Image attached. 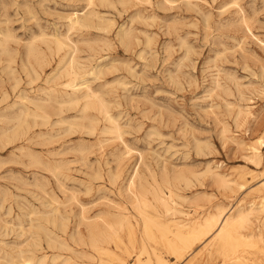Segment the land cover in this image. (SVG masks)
I'll use <instances>...</instances> for the list:
<instances>
[{
    "label": "rangeland",
    "instance_id": "rangeland-1",
    "mask_svg": "<svg viewBox=\"0 0 264 264\" xmlns=\"http://www.w3.org/2000/svg\"><path fill=\"white\" fill-rule=\"evenodd\" d=\"M68 16L85 23L70 27ZM72 61L87 72L75 82L89 85L88 101H70L63 86ZM0 88V264L44 255L91 264L93 251L69 235L98 216L129 211L139 233L126 190L135 173L171 188L191 215L258 201L248 191L264 180V147L258 165L246 143L264 135V0H0ZM249 171L263 173L251 180ZM240 174L250 180L243 188ZM202 245L175 264H205Z\"/></svg>",
    "mask_w": 264,
    "mask_h": 264
},
{
    "label": "bare ground",
    "instance_id": "bare-ground-1",
    "mask_svg": "<svg viewBox=\"0 0 264 264\" xmlns=\"http://www.w3.org/2000/svg\"><path fill=\"white\" fill-rule=\"evenodd\" d=\"M161 1V0H160ZM177 1V0H176ZM110 2V1H109ZM136 2V1H134ZM158 2V1H157ZM172 2V1H171ZM175 2V1H174ZM169 3V1H168ZM207 3V2H206ZM157 4V3H156ZM180 4V3H179ZM237 4V3H236ZM108 5V4H107ZM137 5V4H136ZM205 5V4H204ZM86 7H88L86 5ZM109 7H112L109 5ZM128 7V6H127ZM241 7V6H240ZM146 8V7H145ZM144 8V9H145ZM243 8V7H242ZM243 10V9H242ZM93 11V10H92ZM235 11V10H234ZM91 12V11H90ZM76 13V12H74ZM95 13V12H94ZM101 13V12H100ZM104 13V12H103ZM82 14V13H81ZM92 14V13H91ZM72 15V14H71ZM94 15V14H93ZM88 16V15H87ZM135 16V15H134ZM141 16V15H139ZM205 16V15H204ZM69 17V16H68ZM67 17V18H68ZM82 17V16H81ZM134 18V17H133ZM140 18V17H139ZM147 18V17H146ZM149 18V17H148ZM135 19V18H134ZM204 19H206L204 17ZM176 20V19H175ZM210 20V19H209ZM235 21V20H234ZM85 23L84 19L79 16L69 17V26L75 27ZM96 25V24H95ZM101 25V24H100ZM99 25V26H100ZM92 26V25H90ZM106 26V25H105ZM93 27V26H92ZM98 27V26H97ZM103 27V26H102ZM108 27V26H107ZM96 28V27H95ZM99 28V27H98ZM128 28V27H127ZM130 28V27H129ZM104 30V28H103ZM106 30V29H105ZM120 33V32H119ZM43 34V33H41ZM126 34V33H125ZM39 35V34H38ZM46 35V34H45ZM48 35V34H47ZM50 35V34H49ZM55 35V34H54ZM66 35V34H65ZM121 35V34H120ZM6 36V35H5ZM42 36V35H41ZM53 36V35H51ZM60 36V35H59ZM34 37V36H33ZM16 38V37H15ZM39 38V36H38ZM135 38V37H134ZM35 40V39H34ZM91 40V39H89ZM97 40V39H96ZM95 40V41H96ZM100 41V39H98ZM7 41V40H6ZM70 41V40H69ZM78 40L77 42H79ZM83 41V40H82ZM85 41V40H84ZM87 41V40H86ZM85 41V42H86ZM104 41V40H103ZM147 41V40H146ZM20 42V41H19ZM31 41H29L30 43ZM92 42V41H91ZM262 42V41H261ZM28 43V44H29ZM88 43V42H86ZM95 43V42H94ZM146 43V42H145ZM85 44V43H84ZM106 44V43H105ZM66 45L65 41L57 40V47L61 49ZM76 46V44H74ZM88 45V44H87ZM92 45V44H91ZM89 46V45H88ZM70 47V46H69ZM5 48V47H4ZM48 48V47H47ZM94 48V47H91ZM261 48V47H260ZM3 49V48H2ZM32 49V47H31ZM95 49V48H94ZM101 49V47H100ZM12 50V49H11ZM93 50V49H92ZM5 51V50H4ZM9 51V50H8ZM74 51V50H73ZM77 51V50H76ZM74 51V52H76ZM94 51V50H93ZM56 53V51H55ZM187 53V52H185ZM7 54V53H6ZM9 55V54H8ZM56 55V54H55ZM70 55V54H69ZM91 55V54H90ZM3 56V55H2ZM7 56V55H6ZM42 56V55H41ZM39 57V56H38ZM45 57V56H44ZM71 57V55H70ZM69 57V58H70ZM183 57V56H182ZM75 59V57H74ZM73 59V60H74ZM72 60V59H70ZM46 63V60H44ZM49 61V60H48ZM68 61V60H67ZM76 61V59H75ZM49 63V62H48ZM67 63V62H65ZM64 63V64H65ZM71 63V62H70ZM64 64L61 67H64ZM76 64V63H75ZM38 65V63H37ZM72 76L70 81L63 86L69 89V100H75L79 97L85 98L87 101L92 98L93 91L85 81L75 82L80 78L85 70L79 66H74L73 61L70 65ZM3 70V69H1ZM32 70V69H31ZM59 70V68H58ZM64 70V69H63ZM67 70V69H66ZM90 70V68H89ZM132 70V69H131ZM67 72V71H66ZM65 72V73H66ZM31 73V72H30ZM29 73V74H30ZM60 73V72H59ZM87 73V72H86ZM90 73V71H89ZM27 75V72L25 73ZM67 74V73H66ZM56 75V74H55ZM89 75V74H88ZM31 76V75H30ZM33 76V75H32ZM54 76V75H53ZM86 76V75H85ZM44 77V75H43ZM65 77V76H64ZM54 77H52L53 79ZM62 78V77H61ZM69 78V77H68ZM89 78V77H88ZM42 79V78H41ZM40 79V80H41ZM82 80V79H81ZM84 80V79H83ZM31 81V79H30ZM29 81V83H30ZM116 81V80H115ZM118 81V80H117ZM116 81V82H117ZM121 80H119L120 82ZM48 82V81H47ZM113 82V81H112ZM16 83V82H15ZM32 83V82H31ZM60 83V82H59ZM64 83V82H63ZM105 83V80H104ZM7 84V83H6ZM107 84V83H106ZM17 85V83H16ZM124 85V84H123ZM262 85V84H261ZM98 88V87H97ZM1 89V88H0ZM14 90V89H13ZM98 90V89H97ZM257 91V90H256ZM96 92V91H95ZM98 92V91H97ZM96 92V93H97ZM26 93V92H25ZM65 93L67 94L66 90ZM259 93V92H258ZM9 95V94H8ZM6 96V95H5ZM34 96V95H33ZM48 96V95H47ZM98 97V96H97ZM3 98V97H2ZM9 98V97H8ZM23 98V97H22ZM24 99V98H23ZM32 99V98H30ZM3 100V99H2ZM68 100V99H67ZM66 100V101H67ZM9 101V100H8ZM7 101V102H8ZM65 101V102H66ZM77 101V100H76ZM92 101V100H91ZM103 101V99H102ZM102 101H99V107L105 120L109 123V127L113 131L118 132L119 125L115 118L104 107ZM10 102V101H9ZM64 102V101H63ZM79 102V99H78ZM93 102V101H92ZM96 103V101H94ZM107 102V101H105ZM29 103V102H28ZM71 103V102H70ZM26 104V103H25ZM32 104V102H31ZM66 104V103H65ZM64 104V105H65ZM73 104V103H72ZM71 104V105H72ZM10 105V103H9ZM16 105V104H15ZM33 105V104H32ZM77 105V104H76ZM84 105V102H83ZM90 105V102L85 104ZM246 105V104H245ZM4 106V105H3ZM60 106V105H59ZM34 107V106H33ZM243 107V106H242ZM4 108V107H3ZM61 108V107H60ZM67 108V107H66ZM70 108V107H68ZM67 108V109H68ZM85 108V107H84ZM2 109V108H1ZM40 109V108H39ZM59 109V108H58ZM245 109V108H244ZM61 110V109H60ZM66 110V109H65ZM1 111V110H0ZM23 111V110H22ZM44 111V110H43ZM46 111V110H45ZM44 111V112H45ZM53 111V108H52ZM55 111V110H54ZM78 111V110H77ZM51 112V110H50ZM62 111H60L61 113ZM64 112V111H63ZM62 112V113H63ZM243 112V111H242ZM247 112V111H246ZM4 113V112H3ZM24 113V112H23ZM80 114V113H79ZM259 114V113H258ZM25 115V113H24ZM55 116V114H53ZM243 115V113H242ZM10 116V115H9ZM58 116V115H57ZM1 117V116H0ZM37 117V116H36ZM50 117V116H49ZM233 117V116H232ZM62 118V117H61ZM71 117H69L70 119ZM103 118V117H102ZM42 119V118H41ZM60 119V118H59ZM64 119V118H62ZM68 119V120H69ZM15 120V119H14ZM52 120V119H51ZM61 120V119H60ZM23 121V120H22ZM53 122V121H52ZM70 122V120H69ZM9 123V122H8ZM15 123V122H13ZM12 123V125H13ZM60 123V122H59ZM235 123V122H234ZM7 126V123H4ZM44 125V124H43ZM52 125V124H51ZM71 125V123H70ZM235 125V124H234ZM50 126V125H49ZM48 126V127H49ZM1 127V126H0ZM9 127V126H8ZM15 127V126H14ZM46 127V126H45ZM106 128V127H105ZM15 129V128H14ZM17 129V127H16ZM19 129V128H18ZM221 129V127H220ZM12 130V129H11ZM54 130V129H52ZM10 131V130H9ZM104 131V130H103ZM154 131V130H153ZM263 132V130H261ZM16 133L17 130L15 131ZM22 132V131H21ZM116 132V133H117ZM155 132V131H154ZM12 133V132H11ZM63 133V132H62ZM156 133V132H155ZM161 133V132H160ZM9 134V133H8ZM15 134V133H14ZM47 134V133H46ZM57 135L59 133H56ZM153 134V133H152ZM157 134V133H156ZM155 134V135H156ZM1 135V134H0ZM10 135V134H9ZM13 135V133H12ZM20 135V133H19ZM52 135V134H51ZM118 135V134H117ZM160 135V134H159ZM7 136V135H6ZM49 136V135H48ZM35 137V136H34ZM151 137V136H150ZM19 138V136H18ZM47 138V137H46ZM45 138V139H46ZM10 139V138H9ZM7 138V140H9ZM223 139V138H222ZM13 140V139H12ZM25 140V139H24ZM35 140V139H34ZM3 141V139L1 140ZM6 142V140H5ZM46 141H44L45 143ZM50 142V141H49ZM43 143V142H42ZM43 143V144H44ZM51 143V142H50ZM49 143V144H50ZM63 143V142H62ZM102 143V142H101ZM42 144V145H43ZM64 144V143H63ZM110 144V143H109ZM203 144V143H202ZM247 144L246 149L250 153V158L259 165L262 158V148L264 147V135H259ZM59 145V144H58ZM125 145V144H124ZM209 145V144H208ZM67 146V145H66ZM202 146V145H201ZM205 146V145H204ZM60 147V146H59ZM72 148V147H70ZM75 148V147H74ZM102 148V147H101ZM195 148V147H194ZM202 148V147H201ZM76 149V148H75ZM134 149V148H133ZM203 149V148H202ZM53 150V149H52ZM56 150V148H55ZM71 150V149H70ZM50 151V150H49ZM78 151V150H76ZM122 151V150H119ZM118 151V152H119ZM134 151V150H133ZM153 152V151H152ZM200 152V151H199ZM53 153V151H52ZM82 153V152H81ZM93 153V152H92ZM123 153V152H122ZM127 153V152H126ZM143 153V152H142ZM203 153V151L201 152ZM205 153V152H204ZM50 154V152H49ZM54 154V153H53ZM61 154V153H60ZM120 154V152H119ZM124 154V153H123ZM122 154V155H123ZM128 154V153H127ZM148 154V153H147ZM87 155V154H86ZM239 155V154H238ZM28 156V155H27ZM243 156V155H242ZM247 156V155H246ZM31 157V156H28ZM129 157V156H128ZM140 157V156H139ZM70 158V157H69ZM130 158V157H129ZM52 159V158H51ZM62 159V158H61ZM66 159V158H65ZM98 159V157H97ZM121 159V157H120ZM160 159V158H159ZM53 160V159H52ZM155 160V159H154ZM83 161V160H82ZM158 161V160H157ZM29 162V161H28ZM141 162V161H140ZM156 162V161H155ZM166 162V161H165ZM52 163V162H51ZM115 163V162H114ZM137 164V163H136ZM156 164V163H155ZM120 165V164H119ZM154 165V164H153ZM207 165V164H206ZM255 165V164H254ZM82 166V165H81ZM123 166V165H122ZM243 166V165H242ZM157 167V166H156ZM161 167V166H160ZM65 168V166H64ZM86 168V167H85ZM134 168V167H133ZM241 168V167H240ZM245 168V167H243ZM56 168H54L55 170ZM115 169V168H114ZM120 169V168H119ZM65 170V169H64ZM165 170V169H164ZM264 170V169H263ZM90 171V170H89ZM97 171V170H96ZM109 171V170H108ZM112 171V170H111ZM134 171V170H133ZM162 171V170H160ZM254 171V170H253ZM110 172V171H109ZM114 172V171H113ZM132 172V171H131ZM137 172V171H136ZM250 172V171H249ZM51 173V172H50ZM143 173V172H142ZM163 173V172H162ZM166 173V172H165ZM164 173V174H165ZM263 172H250V179L253 180L260 176ZM52 174V173H51ZM59 174V173H58ZM57 174V175H58ZM140 174V173H139ZM138 174V175H139ZM247 174V173H246ZM106 175V174H105ZM213 181H217L220 185L231 187L234 183L232 179L226 178L218 172H211ZM64 176V175H63ZM110 176V175H109ZM129 176V175H128ZM152 176V175H151ZM194 176V175H193ZM54 177V176H53ZM57 177V176H56ZM130 177V176H129ZM128 177V178H129ZM124 178V177H123ZM127 178V179H128ZM138 178V177H137ZM153 178V177H152ZM150 178V179H152ZM187 181L185 176H181ZM211 178V180H212ZM66 179V178H65ZM78 179V178H77ZM109 179V178H108ZM130 179V178H129ZM128 179V180H129ZM140 179V178H139ZM146 179V178H145ZM144 179V180H145ZM71 180V179H70ZM113 180V179H112ZM122 180V179H121ZM147 180V179H146ZM87 181V180H86ZM156 180L154 179V182ZM167 181V180H166ZM212 181V182H213ZM248 180L244 174L238 176L237 184L240 188L246 186ZM113 182V181H112ZM111 182V183H112ZM128 182V181H127ZM146 182V181H145ZM157 182V181H156ZM210 182V181H209ZM208 182V183H209ZM213 182V183H215ZM260 182V181H258ZM257 182V183H258ZM193 183V181H192ZM81 184V183H80ZM172 184V183H171ZM216 184V183H215ZM173 185V184H172ZM180 185V184H179ZM190 185V184H189ZM36 186V185H35ZM38 186V185H37ZM75 186V185H74ZM181 186V185H180ZM218 186V185H217ZM62 187V186H61ZM104 187V186H103ZM124 187V186H123ZM165 187V186H164ZM251 187V186H250ZM38 188V187H37ZM105 188V187H104ZM158 183H144L136 179V173L132 176L127 185V193L132 207L138 215L135 219L140 221L141 229L139 233L135 231L134 223L131 220L132 214L127 211L122 214L104 217L98 216L97 220L86 223V232L83 234L77 231L76 234L69 235L72 241L77 237L82 240L93 251V261L91 264H132L127 259L134 257V264H175L181 261L185 256L195 251L200 244L205 250V264L216 257L220 258L219 264H264V180L259 184L251 187L249 194L256 193L257 200H253L249 205L242 202L232 205L228 209L216 205L213 210L205 213L193 214L176 207L174 205L173 195L175 194L171 188H167V192L163 191ZM166 188V187H165ZM109 189V188H108ZM89 190V189H88ZM177 190V189H176ZM178 191V190H177ZM240 193V192H239ZM38 194V193H37ZM195 195V194H194ZM198 196V195H197ZM238 196V195H237ZM104 197V196H103ZM108 197V196H107ZM180 197V196H179ZM51 198V197H50ZM190 198V197H189ZM188 198V199H189ZM97 198H95L96 200ZM47 200V199H46ZM107 200V199H106ZM111 201V199H109ZM44 201V200H43ZM55 201V200H54ZM105 201V200H104ZM109 201V202H110ZM116 201V200H115ZM119 202V201H118ZM47 203V202H46ZM64 203V202H63ZM98 203V202H97ZM65 204V203H64ZM104 204V203H103ZM47 205V204H46ZM108 205V204H107ZM116 205V204H115ZM130 205V206H131ZM45 206V205H44ZM227 206V205H226ZM197 207V206H196ZM200 207V206H199ZM45 208V207H44ZM197 209V208H196ZM38 210V209H37ZM40 210V209H39ZM56 210V209H55ZM58 211V208H57ZM108 212V211H107ZM190 212V211H189ZM45 213V212H44ZM102 213V212H101ZM109 213V212H108ZM47 214V213H46ZM106 214V213H105ZM109 216V215H108ZM252 217L257 221L254 223ZM133 218V217H132ZM134 219V220H135ZM61 220V219H60ZM135 220V221H136ZM137 222V221H136ZM40 223V222H39ZM49 223V222H48ZM47 224V223H46ZM62 224V223H61ZM78 224V223H77ZM57 229H59V226ZM61 226V225H60ZM37 229V227H36ZM62 233L65 229H59ZM54 239L59 246L69 248L67 239L61 237L56 231L53 232ZM124 236V238H123ZM60 238V239H59ZM34 249V248H33ZM5 251V249H4ZM121 253H119V252ZM17 252V251H16ZM46 254V252H45ZM125 254V256H123ZM59 255H53L50 262L46 260V256H42L35 262L29 260L22 261V264H67L68 258H64L58 262L56 259ZM82 256V255H81ZM70 259V257H69ZM174 259V260H171ZM80 262V261H79ZM21 263V262H20Z\"/></svg>",
    "mask_w": 264,
    "mask_h": 264
}]
</instances>
